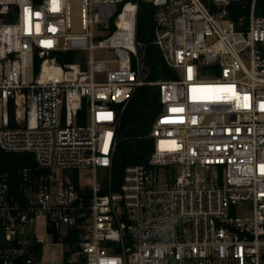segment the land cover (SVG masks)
Masks as SVG:
<instances>
[{
    "label": "built area",
    "instance_id": "2783aa9c",
    "mask_svg": "<svg viewBox=\"0 0 264 264\" xmlns=\"http://www.w3.org/2000/svg\"><path fill=\"white\" fill-rule=\"evenodd\" d=\"M140 1L155 8L153 44L177 78L150 80ZM58 6L0 0V147L35 160L15 189L0 172V264H264L258 0ZM59 51L77 57L59 66ZM154 83L162 107L149 160L115 180L121 116L135 89ZM43 224L67 245L61 261L42 256Z\"/></svg>",
    "mask_w": 264,
    "mask_h": 264
},
{
    "label": "trees",
    "instance_id": "16d2710c",
    "mask_svg": "<svg viewBox=\"0 0 264 264\" xmlns=\"http://www.w3.org/2000/svg\"><path fill=\"white\" fill-rule=\"evenodd\" d=\"M155 8L150 2L140 1L137 37L147 43V56L151 68V81L174 79L177 71L168 66L158 46L153 44V12ZM257 14H264V0H258ZM52 62L63 65L75 61L76 52L59 51L51 54ZM40 62L37 60L36 70L39 71ZM161 90L159 84H145L138 86L120 119L118 141L113 154L112 174L119 180L129 165L147 163L153 150V139L150 132L153 123L161 111ZM34 156L29 152L12 153L0 147V172H8L11 186L16 188L18 171L26 165L34 164Z\"/></svg>",
    "mask_w": 264,
    "mask_h": 264
},
{
    "label": "rangeland",
    "instance_id": "374dc122",
    "mask_svg": "<svg viewBox=\"0 0 264 264\" xmlns=\"http://www.w3.org/2000/svg\"><path fill=\"white\" fill-rule=\"evenodd\" d=\"M77 54L81 55L82 62L84 64H87L89 57H90V51L86 49H79L76 51ZM95 54L103 55V52L96 51ZM41 236L43 237L45 248L43 251V258L48 260H55V261H61L63 257V250L67 247L64 243H55L51 235L49 234L46 225L41 226Z\"/></svg>",
    "mask_w": 264,
    "mask_h": 264
},
{
    "label": "snow or ice",
    "instance_id": "6c2138e0",
    "mask_svg": "<svg viewBox=\"0 0 264 264\" xmlns=\"http://www.w3.org/2000/svg\"><path fill=\"white\" fill-rule=\"evenodd\" d=\"M52 7H53V11H57L58 10V0H52ZM30 12L29 9H25V13H26V23H27V14ZM37 16L39 15V13L36 14ZM38 28V26H37ZM54 30V29H53ZM50 43V42H47ZM231 87V86H229ZM235 95V94H234ZM249 98L247 96L244 97V100L247 101ZM248 105L245 104V107H247ZM264 167V166H262Z\"/></svg>",
    "mask_w": 264,
    "mask_h": 264
},
{
    "label": "clouds",
    "instance_id": "9594fccd",
    "mask_svg": "<svg viewBox=\"0 0 264 264\" xmlns=\"http://www.w3.org/2000/svg\"><path fill=\"white\" fill-rule=\"evenodd\" d=\"M57 11H59V6H58V10H57ZM110 264H119L118 258L113 259V260L110 262Z\"/></svg>",
    "mask_w": 264,
    "mask_h": 264
}]
</instances>
